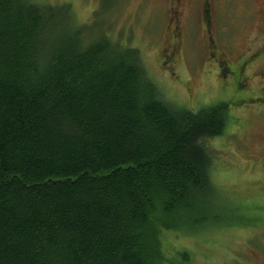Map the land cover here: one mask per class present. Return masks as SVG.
<instances>
[{"label": "trees", "instance_id": "obj_1", "mask_svg": "<svg viewBox=\"0 0 264 264\" xmlns=\"http://www.w3.org/2000/svg\"><path fill=\"white\" fill-rule=\"evenodd\" d=\"M227 112L167 102L69 4L0 0V264L164 263L161 231L217 218Z\"/></svg>", "mask_w": 264, "mask_h": 264}, {"label": "rangeland", "instance_id": "obj_2", "mask_svg": "<svg viewBox=\"0 0 264 264\" xmlns=\"http://www.w3.org/2000/svg\"><path fill=\"white\" fill-rule=\"evenodd\" d=\"M42 1L69 4L76 19L91 30L107 31L120 43L138 48L147 73L167 102L192 111L227 103L223 133L207 140L217 218L197 228L161 231L162 264L264 262V154L260 152L264 105L251 100L260 96L258 90L233 89L242 83L233 82L231 76L225 79L210 56L212 51L216 58L222 55L230 64L236 63L253 30L245 19L253 0L250 4L216 0L225 26L214 47H209L195 21L185 31L184 17L188 12L195 17L191 5L196 0L180 4L177 0ZM171 8L173 16H169Z\"/></svg>", "mask_w": 264, "mask_h": 264}, {"label": "flooded vegetation", "instance_id": "obj_3", "mask_svg": "<svg viewBox=\"0 0 264 264\" xmlns=\"http://www.w3.org/2000/svg\"><path fill=\"white\" fill-rule=\"evenodd\" d=\"M180 1L181 0H177V3L180 4ZM251 1L252 0H247V4H250ZM215 2L216 0H196L195 3L191 5V9H196L195 17L190 18V12L184 17L186 24L185 31L188 30L189 25L191 23V25H193V21H195L197 27L201 28V32H203L202 35L207 36L206 40L209 47L217 45L220 33L225 26L222 24L225 20V16L218 13L217 3ZM245 16L246 21L250 22L249 24L251 28L253 27V30H251L247 44L239 51L240 54H237L236 63L230 64V61L222 55L216 58L212 51H210V56L215 59L219 72L223 70L225 79L231 76L233 82L242 83V87L233 85V89L253 88L258 90L260 96L257 98L254 97L251 100H253L252 102L258 100L264 105V0H253V8L249 6L248 9H246ZM254 29L256 31H254ZM254 78H258V80H254ZM227 84L228 82L223 86V89H227ZM262 121L264 122V110ZM262 140L263 146L260 152L264 154V134L262 135ZM257 264H264V262L260 261Z\"/></svg>", "mask_w": 264, "mask_h": 264}]
</instances>
